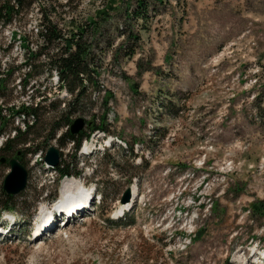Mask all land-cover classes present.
Returning <instances> with one entry per match:
<instances>
[{
    "label": "rangeland",
    "instance_id": "374dc122",
    "mask_svg": "<svg viewBox=\"0 0 264 264\" xmlns=\"http://www.w3.org/2000/svg\"><path fill=\"white\" fill-rule=\"evenodd\" d=\"M110 4L30 0L12 21L0 19V149L24 126L12 105L43 107L37 135L0 150L12 156L31 143L19 155L27 187L0 215L1 226L18 218L19 230L0 241V264H264V0H145L139 19L138 0ZM45 16L66 36L96 22L88 37L99 83L72 120L104 114L108 132L92 131L78 151L59 140L62 129L50 135L71 93L49 70L39 35ZM90 144L97 149L88 155ZM50 145L104 199L34 242L38 212L52 207L66 179L48 168ZM9 171L0 164V209ZM133 186L130 210L116 218Z\"/></svg>",
    "mask_w": 264,
    "mask_h": 264
},
{
    "label": "trees",
    "instance_id": "16d2710c",
    "mask_svg": "<svg viewBox=\"0 0 264 264\" xmlns=\"http://www.w3.org/2000/svg\"><path fill=\"white\" fill-rule=\"evenodd\" d=\"M29 1L30 0L1 1L0 19L6 22L12 21L13 17L17 15V13H19L20 10L29 3ZM114 2L115 0H111V7H113ZM134 15L136 19L145 17V0H138V6L134 12ZM41 23L42 29H39V35L46 43L45 54L48 56V64L50 65L49 70L51 72L55 71L58 74L60 86L66 88L71 93V98L66 102L68 107H64V110L60 116V120L55 124V126H53L50 135H55L58 129H62L59 140L72 142L75 151H78L83 140L90 137L92 131H108L107 127L104 125L106 116L104 114L98 116L97 113L93 114L94 120H90L89 122L91 125H87L89 126V132L82 129L80 132L75 134L70 130V125L73 122L72 115L79 112V110L83 108L80 103L87 98L89 85H98L99 83L96 78V75L99 74V71L97 65L95 64V52L93 44L88 37V30L93 29V25L96 24V22L94 20H90V22L78 25L77 29L72 31L70 36H66L63 33V30L60 29L57 24L53 23L52 20L48 18V16H45ZM22 37V43L25 42V44H27L26 41L28 39L26 36ZM133 37L136 40L140 39V36L136 34H134ZM30 53L32 57L40 56L42 55V49L38 50V52L31 51ZM130 54H133V51ZM0 73L2 72L0 71ZM3 80L4 79L0 77V84L3 82ZM55 103L56 101H51L50 106L52 105L57 107L55 106ZM11 107L12 108L10 109L13 111L14 115L25 118L24 122L26 129L22 130L20 127L15 128L16 133L14 137H9L0 149L4 154L14 152L13 148L18 144L19 141V143L23 142V145L27 144L28 141L31 140L28 139L29 135H37L36 132L38 130L36 129L38 127V119L40 118L41 109L43 108L39 105V103L34 105L32 102H23L19 106L14 104ZM1 114L2 112L0 109V116ZM97 118H99L101 122L96 123ZM30 120L32 123H30ZM30 145L31 143L29 146H25L26 148L17 150V153L12 154V156L3 157H7V160H9L11 157H17L20 159L19 152L24 153L26 151H30ZM56 170L59 171L60 178L80 174V170H76L75 168L71 169L70 164L63 163L61 161L56 167ZM15 195L17 194L8 193L3 188L2 196L5 198V201H2L4 204H2L0 211L12 210L16 208V203L14 202Z\"/></svg>",
    "mask_w": 264,
    "mask_h": 264
},
{
    "label": "bare ground",
    "instance_id": "6f19581e",
    "mask_svg": "<svg viewBox=\"0 0 264 264\" xmlns=\"http://www.w3.org/2000/svg\"><path fill=\"white\" fill-rule=\"evenodd\" d=\"M88 146V145H87ZM61 187V196L62 198L58 201L56 206H53V210L51 212V209H48L46 206H42L40 210V216L43 217L41 220V223L38 225V234L36 235V239L39 240L43 237V235L46 233V231H53L54 230V224L55 219L58 216V211L56 209H60L63 211H70L75 209V211H71L68 216L71 218L75 215L76 211H85L87 210L86 206L81 207L83 204V199L88 197L91 193L90 188H85V185L79 177L71 176L67 177L63 180ZM136 195L135 187H132V199ZM132 200L129 203L121 204V208L119 211H122L124 209H128L131 207ZM86 205V204H84ZM117 213V212H116ZM40 218V217H39ZM43 227V228H42ZM42 228V229H41ZM44 230V233H42Z\"/></svg>",
    "mask_w": 264,
    "mask_h": 264
},
{
    "label": "water",
    "instance_id": "95a60500",
    "mask_svg": "<svg viewBox=\"0 0 264 264\" xmlns=\"http://www.w3.org/2000/svg\"><path fill=\"white\" fill-rule=\"evenodd\" d=\"M87 124L86 118L79 116L70 125L72 133L80 132ZM61 152L55 145H50L45 154V161L53 166H57L60 163ZM7 158L2 157L1 162H6ZM10 171L4 178L3 188L12 194H18L27 187L29 172L24 163L21 162L17 157H12L8 160ZM131 198V188H127L121 199L123 203H126Z\"/></svg>",
    "mask_w": 264,
    "mask_h": 264
}]
</instances>
